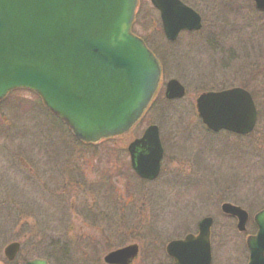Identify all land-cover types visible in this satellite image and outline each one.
Listing matches in <instances>:
<instances>
[{"label":"rangeland","instance_id":"374dc122","mask_svg":"<svg viewBox=\"0 0 264 264\" xmlns=\"http://www.w3.org/2000/svg\"><path fill=\"white\" fill-rule=\"evenodd\" d=\"M185 1L200 13L203 27L174 42L164 39L149 0L138 2L134 31L159 55L162 82L175 78L186 94L167 102L160 92L129 133L84 145L30 91L14 90L0 103L5 120L0 123V259L3 247L18 238L31 257L51 264H103L105 253L133 242L141 245L136 264H166L167 241L196 232L197 222L211 216L212 264L245 263L234 219L220 205L238 204L239 194L250 189L264 194V149L252 152L250 140L209 132L195 98L205 90L240 85L264 92V16L253 11L251 0ZM149 124L159 127L165 157L158 178L142 182L130 172L125 145ZM3 163L12 169L1 170ZM13 166L31 170L32 190ZM49 172L66 178L64 223L55 217L59 207L47 206ZM60 244L65 255L55 250ZM20 262L21 257L9 264Z\"/></svg>","mask_w":264,"mask_h":264},{"label":"water","instance_id":"95a60500","mask_svg":"<svg viewBox=\"0 0 264 264\" xmlns=\"http://www.w3.org/2000/svg\"><path fill=\"white\" fill-rule=\"evenodd\" d=\"M264 9V0H254ZM137 0H0V100L15 88L36 92L43 105L62 119L83 142L127 132L150 102L160 66L144 41L131 31ZM159 11L163 33L174 41L182 30H198L200 15L180 0H150ZM184 86L175 78L165 84L167 99L181 98ZM195 106L212 131L252 130L256 111L250 94L239 87L199 94ZM136 146L147 152L135 156ZM131 165L143 178H155L162 148L158 127L148 126L129 145ZM225 214L243 226L246 212L224 202ZM258 231L248 237L247 264H264V209L256 214ZM211 217L198 222V234L171 240L166 252L173 264H210ZM18 243L4 248L12 260ZM137 246L108 252L107 264H130ZM27 264H48L34 258Z\"/></svg>","mask_w":264,"mask_h":264},{"label":"flooded vegetation","instance_id":"af4514ba","mask_svg":"<svg viewBox=\"0 0 264 264\" xmlns=\"http://www.w3.org/2000/svg\"><path fill=\"white\" fill-rule=\"evenodd\" d=\"M182 2L190 5L188 2H186L185 0H181ZM191 6V5H190ZM251 8L253 9V11L257 14H261L264 16V10H259V9H256L255 8V4H254V1L251 0ZM159 27L160 29L162 30V26H161V22H160V19H159ZM232 87V86H231ZM235 87H241V88H244L246 89L250 94H251V97L253 99V102H254V106H255V109H256V119H255V124H254V127L251 131L247 132V133H244V134H232L234 135L235 137H237L240 141H242L241 139H247V140H250L253 144H248L250 146H252V151L258 147L264 149V92L261 91L262 88L258 89V91H253V90H248L247 88L243 87V86H235ZM226 88H230V87H226ZM222 89H225V88H222ZM2 115V113L0 114ZM262 122V123H261ZM225 133H229L227 131H224ZM136 138V137H135ZM133 138V139H135ZM132 139V140H133ZM132 140H130L129 142L126 143L125 145V153L127 154V157H128V165H129V169H130V172L135 174L136 173L134 172V170L132 169V166L130 164V150H129V145L130 143L132 142ZM110 141V140H109ZM162 150H163V155H162V159H161V163L165 157V149L162 145ZM146 148L143 147V146H136L134 149H133V153L135 154V156H137L138 154H143V153H146ZM52 158H50L51 160ZM53 163V165H56V162H51ZM48 166H51V164H49ZM59 167L58 168H55V169H61V165H58ZM3 167H9L11 168V164L10 163H3L1 164V170ZM29 167V165H28ZM50 168V167H49ZM12 169V168H11ZM13 170L15 171V174L18 176V177H21V182L23 183L22 185H25L26 187H28V189H31L33 188L34 186V181H35V177H34V174L31 173V170H29L28 168L25 169V168H20V169H17V167L13 166ZM56 171V170H55ZM1 173V172H0ZM51 174L50 175V178H45V182L47 183V191L46 193H48V196H47V199H48V204L47 206H50V207H59V215L58 216H55L56 219L59 220V222H62L64 223L66 220H65V217H66V205L63 204V202H65V194L66 191H65V188L63 189V187H66L67 186V182H66V178L64 177L63 179H61L58 175H55L54 172H49ZM49 175H46V176H49ZM52 175V176H51ZM20 179V178H19ZM49 180H50V183H49ZM4 184L2 183V179L0 177V188L3 186ZM62 185V187L60 188V186ZM55 188H57L58 190H55ZM61 189V190H60ZM251 190L253 189H250V192L246 193V192H241L238 196V204H236L237 206L241 207L245 212H246V220H245V223L243 226H241V228L239 227V220L237 218H234V224H235V229H236V232L238 233V235L240 236L241 240H242V243L245 245V248H246V243H247V239L248 237H251V236H254L257 231H258V225L255 221V216L258 212L262 211L264 209V194H261L260 192H258L256 189L253 190L254 192H252ZM63 191V192H61ZM63 198V200L61 199ZM0 207H3V203L2 201L0 200ZM74 207V206H73ZM197 233V224H196V232L191 231V232H186L185 235L187 234H196ZM185 235H183L182 237H178V238H175V239H181V238H184ZM82 239H86L87 237H81ZM18 239V238H17ZM15 239V240H11L9 243H12V242H16L18 243V250H17V253L15 254L14 258L12 260H8L5 255H4V247H3V250H2V258L0 259V264H9L11 263L12 261L16 260L17 258L21 257V262L19 264H27L28 261L34 259V258H37V257H31L30 255H32V252L29 248H24V241L22 239ZM53 240V244H58V243H64L62 241H60L59 239H52ZM8 244V243H7ZM89 244V243H87ZM129 244H136L137 245V249H138V254L137 256L134 258V260L132 261V264H136L137 263V260L139 258V254H140V251H141V245L138 244L137 242H133V243H129ZM129 244H126V245H129ZM61 246H59L58 248H55L56 251L60 252L61 254L64 253V255L66 254L65 253V246L63 244H60ZM126 245H123V246H126ZM121 247V246H120ZM92 250V249H91ZM164 254L166 256V258L168 259V263L166 264H172L173 263V260L166 254L165 252V246H164ZM40 259H46L48 261L47 258H40ZM137 259V260H136ZM247 261H248V250L246 248V253H245V263L244 264H247ZM104 264V263H103ZM163 264V263H161Z\"/></svg>","mask_w":264,"mask_h":264},{"label":"trees","instance_id":"16d2710c","mask_svg":"<svg viewBox=\"0 0 264 264\" xmlns=\"http://www.w3.org/2000/svg\"><path fill=\"white\" fill-rule=\"evenodd\" d=\"M145 42H146V40H145ZM167 42V41H166ZM147 43V42H146ZM148 44V43H147ZM150 47V46H149ZM151 48V47H150ZM152 49V48H151ZM159 59H160V57H159ZM160 61H161V59H160ZM161 64H162V66H163V63H162V61H161ZM62 125H63V123H62ZM67 129V128H66ZM68 133H69V135L73 138V140H75L76 141V139L71 135V133L68 131ZM93 146V145H92Z\"/></svg>","mask_w":264,"mask_h":264}]
</instances>
